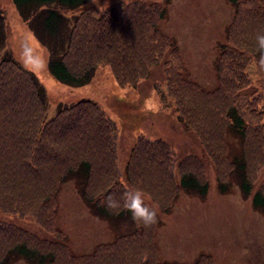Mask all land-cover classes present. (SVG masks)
Here are the masks:
<instances>
[{
  "label": "rangeland",
  "instance_id": "rangeland-1",
  "mask_svg": "<svg viewBox=\"0 0 264 264\" xmlns=\"http://www.w3.org/2000/svg\"><path fill=\"white\" fill-rule=\"evenodd\" d=\"M114 1L91 0L87 5L100 10ZM0 12L4 20L3 50L10 57L6 62L4 53L0 52V78H3L0 79V97H4L0 98V189L3 190L0 224L19 227L17 235L8 228L0 230V250L12 240L10 237L25 236L39 248H51L58 264H77L83 257H96L109 248L128 260L143 253L148 257L147 264L163 260L182 264L200 254H207L210 264H264V216L251 206L249 197L240 194L231 176L230 158L240 153V144L226 116L231 100H238L243 102L240 104L244 112L250 109L249 115L264 117V55L250 53L245 69L248 88L231 91L230 83L217 77V65L225 52L223 45L239 46L235 44L237 34L244 39L246 26L251 23L249 17L238 16L226 0H168L166 15L158 21V29L170 36L172 54L183 67L180 77L187 83L181 92L182 100L175 103L174 98L168 97L171 103L162 109L158 92L166 91L162 62L152 66L144 78L127 89L112 83V74L105 65L96 66L86 83L59 82L48 70L47 47L31 29L33 15L21 14L11 0H0ZM29 71L42 86L43 94L25 75ZM221 77H224L222 72ZM84 98L95 102L118 123L120 131L115 148L120 168L125 166L138 133L161 138L176 157L170 173L163 169L165 165L158 158L148 163L141 155L131 157L129 165L138 169L130 176L140 178L148 193L136 188L138 181L127 180V176L122 177L128 186L126 194L122 187L113 188L112 184H107L111 189L102 193L105 184H99L98 174L105 169L99 168L89 176V192L105 197L100 200L109 206L112 218L92 213L81 194L82 187L79 188L73 178L63 177L64 165L58 166V163H66L71 158L72 146L64 143L68 136L56 143L62 150H58L60 157L55 158L54 176L43 171V180H35L32 167L24 173L19 167L21 157L28 154V144L39 143L32 136L31 120L43 114L45 120L53 118L59 106ZM175 108L188 111L191 119L194 115L200 118L199 136L192 128L184 126ZM54 131L55 127L52 133ZM19 137L23 140L17 141ZM256 138V134H250L248 173L253 190L264 182V164L258 166L264 142ZM15 146L23 149L19 158L14 157L16 152L12 153ZM185 156L186 161L179 168L178 162ZM1 164L8 167L10 173L15 168V175L27 176L26 181L19 180L13 197L11 192L5 194L4 185L11 187L15 180ZM181 170H192L207 181L203 197L187 193L178 185ZM218 180L226 183L224 191L219 190ZM35 181L37 190L33 188ZM42 186L46 191H41ZM31 194H37L35 200ZM19 206L22 207L17 208ZM3 207L12 212H6ZM34 207L38 209L35 218L29 212ZM14 208L23 215L13 213ZM119 208H124L123 214L115 216ZM136 227L134 234L125 233ZM144 232L151 236L154 233L155 246ZM123 261L126 260L104 256L86 264H123ZM4 263L30 264L22 257H13Z\"/></svg>",
  "mask_w": 264,
  "mask_h": 264
},
{
  "label": "trees",
  "instance_id": "trees-1",
  "mask_svg": "<svg viewBox=\"0 0 264 264\" xmlns=\"http://www.w3.org/2000/svg\"><path fill=\"white\" fill-rule=\"evenodd\" d=\"M11 1L21 14L29 12L33 15L31 29L38 40L47 47L48 70L59 82L71 85L86 83L93 75L96 66L105 65L112 74V83L127 89L133 86L136 80L144 78L152 66L162 62L164 69L162 82L166 90L158 91L162 109H166L168 103H171L168 97L174 98L175 103L182 100L181 92L187 83L180 77V74L183 75L182 63H179L172 54L174 48L173 50L170 48V36L167 37L158 29V21L166 15L168 0H115L100 10H94L87 5L91 0ZM226 1L233 5L238 16L251 19V23L246 26L244 39L236 33L238 42L235 44H239V46L223 45L225 52L217 65L218 79L228 81L230 83L229 90L235 92L238 87L248 88L250 85L248 74L245 72L246 65L250 60V53L264 55V0ZM75 9L76 11H73ZM63 10H70V12H63ZM3 21L0 12V49H2L0 52L4 53L3 59L8 62L10 57L3 50ZM13 63L18 66L17 62ZM221 72L225 78L221 77ZM25 75L33 82L34 88L43 94V88L34 74L29 71ZM154 88L157 89V87ZM258 95L263 96L261 93ZM230 103L226 110V116L229 119V128L236 134L240 144V153L230 158L231 176L235 179L240 194L243 197H249L251 206L264 216V182L253 190L252 179L248 173L250 134H256V140L264 142V117L260 119L249 115L250 109L244 112L242 104H240L243 102L231 100ZM175 110L181 116L179 119L183 121L184 126L192 128L199 136L201 134L198 124L200 118L194 115V117L192 116L194 119H191L188 111L186 113L180 108H175ZM45 118L43 114L39 118L31 120V129L34 133L32 136L39 143H29L28 154L25 157H21L23 149L20 146L14 147L12 152H16L14 157H21L22 160V163L19 164L21 172L24 173L32 167L35 180L41 179V181L43 180V171L54 176L57 170L55 158L60 157L57 156L58 150H62L58 145L56 146V143L64 136H68V140L64 143L72 146V155L70 159L66 160V163H58V166L64 165L63 177L73 178L77 182V186L82 187L81 194L86 203L92 213L100 217L112 218V211L100 200L105 198L104 196L98 197V195L91 194L87 187L88 177L97 173L99 168L108 171L107 173L102 170L98 174L99 184H105L101 189L102 193L111 189V186L108 187L107 184H112L113 188L120 187L121 189L122 187L123 193L126 194L128 186L122 180V177L126 176L127 180L138 181L135 187H140V191L148 193L140 178L132 179L130 176L138 169L137 166L129 165L131 157L141 155V159L148 163H153V159L158 158L164 163L163 169L167 173L171 172L170 168L174 165L176 157L164 140L156 136L151 137L138 133L130 146L125 166L120 168L115 148L120 131L118 123L108 117L103 109L90 99L84 98L62 107L59 106L57 116L47 120ZM54 127L55 131L52 133ZM251 130L253 131L251 132ZM21 140L23 137H19L17 141ZM202 144L204 147L203 141ZM186 156L182 158V161L179 160L177 165L179 168ZM258 159L260 167L264 164V150ZM1 166L3 169L6 167L3 164ZM6 169L8 171V167ZM122 172L125 173L124 176H122ZM23 173L15 175V168L13 169L10 174L14 178L15 184L11 187L4 185L6 195L11 192L10 196L13 197L18 189L19 180L21 178L27 180V176ZM178 185L185 192L197 194L200 197H203L207 190V181L201 180L192 170L179 171ZM36 186L35 181L33 184L35 190H37ZM217 186L219 190L224 191L226 183L218 180ZM41 191H46L43 186ZM0 193L2 195L3 190L0 189ZM36 196L37 194H31L32 200H35ZM130 201L138 204L134 199ZM3 208L6 212H12L7 207ZM13 210L16 211L13 213L18 216L23 215V212L19 211L18 213L16 208ZM123 210L124 208H119L114 212V215L120 216L123 214ZM29 212L33 218L38 217L37 207ZM8 226L0 224V230L8 228L15 235L19 234L18 226ZM137 229L136 227L125 233L134 234L133 232ZM143 234L152 243L154 242V233L152 236L147 232ZM10 239L13 241H9L0 250V264H5L6 260L13 257H22L30 264H58L56 253L51 248H39L25 239V236L21 239L13 237ZM104 256L120 257L126 260L123 261V264L148 263V257L143 253L134 256V260H128L127 257L117 254L112 248H109L107 252L96 257H83L77 264L91 263V259ZM207 258H209L207 254H200L192 261L182 264H210ZM157 262L158 264H176L174 261L167 260Z\"/></svg>",
  "mask_w": 264,
  "mask_h": 264
}]
</instances>
